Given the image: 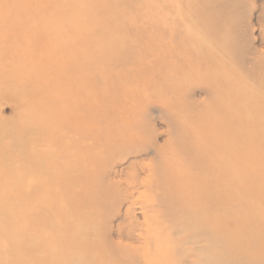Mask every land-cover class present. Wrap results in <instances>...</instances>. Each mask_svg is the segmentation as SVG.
I'll return each mask as SVG.
<instances>
[{
  "label": "rangeland",
  "instance_id": "374dc122",
  "mask_svg": "<svg viewBox=\"0 0 264 264\" xmlns=\"http://www.w3.org/2000/svg\"><path fill=\"white\" fill-rule=\"evenodd\" d=\"M82 125L147 137L122 176L154 156L164 175L159 147L198 137L223 183L211 264H264V0H0V264H65L56 172Z\"/></svg>",
  "mask_w": 264,
  "mask_h": 264
},
{
  "label": "bare ground",
  "instance_id": "6f19581e",
  "mask_svg": "<svg viewBox=\"0 0 264 264\" xmlns=\"http://www.w3.org/2000/svg\"><path fill=\"white\" fill-rule=\"evenodd\" d=\"M125 137L133 144L124 145ZM77 138L90 144L81 146ZM145 138L142 131L126 133L117 125H82L80 134L71 137L63 172H56L66 184L59 210L65 222V264H211V186L223 184L211 183V148H201L198 137L175 141L155 150L164 175L154 156L131 165L122 176L114 169L115 157L147 153ZM92 149L98 156L86 165ZM243 163L241 142L236 159L227 164L231 174L222 172L229 175L223 185L228 193ZM116 217L120 221L113 224Z\"/></svg>",
  "mask_w": 264,
  "mask_h": 264
}]
</instances>
